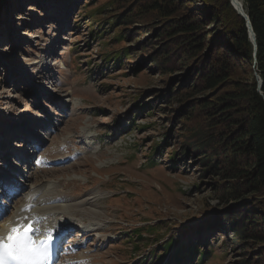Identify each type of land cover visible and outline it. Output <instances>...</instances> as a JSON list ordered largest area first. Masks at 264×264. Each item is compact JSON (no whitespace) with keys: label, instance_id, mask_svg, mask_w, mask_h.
Returning a JSON list of instances; mask_svg holds the SVG:
<instances>
[{"label":"rangeland","instance_id":"obj_1","mask_svg":"<svg viewBox=\"0 0 264 264\" xmlns=\"http://www.w3.org/2000/svg\"><path fill=\"white\" fill-rule=\"evenodd\" d=\"M110 1L115 11L136 2L137 12L143 3L7 0L0 9V167L17 169L21 184L4 201H12L8 213L14 215L30 192L42 188L38 198L49 195L54 201L33 202L31 211L52 210L58 215L60 206L66 208L72 226L68 240L82 247L65 246L55 264H151L145 256L159 250L166 238L185 235L188 226L204 224L233 206L218 204L216 196L222 190L214 183L220 177H202V166L194 157L178 159L176 166L169 163V152L181 141L179 130L178 143L171 139L161 154H154L155 164H149L150 147L160 142L171 115L168 108L137 113L134 106L161 91L166 76L142 64L133 72L131 60L122 68L99 70L103 53L149 37L137 34L134 40L114 41L117 32L107 31V47L98 42L103 37L91 39L90 29L106 14L91 23L89 12ZM155 22L160 20L145 17L143 23L128 21L123 28H152L159 24ZM155 42L150 41L145 52L155 54ZM196 124L192 120L185 126L194 130ZM34 143L38 149L30 156ZM19 158L26 161L22 169L16 163ZM80 221L85 222L84 230L99 228L80 237ZM222 222L221 227L203 229L198 249L206 254L200 263L196 254L190 264H242L239 249L229 243L227 223ZM139 228L148 229L131 237ZM263 246L254 249L262 252L252 263L243 264H264Z\"/></svg>","mask_w":264,"mask_h":264},{"label":"trees","instance_id":"obj_2","mask_svg":"<svg viewBox=\"0 0 264 264\" xmlns=\"http://www.w3.org/2000/svg\"><path fill=\"white\" fill-rule=\"evenodd\" d=\"M6 1L0 0V9ZM241 1L256 37L255 64L245 20L229 0H143L137 12L136 2L115 11L110 1L89 12L91 23L106 14L98 20V27L90 29L91 39L103 37L107 31L117 32L114 41L149 35L135 46L103 53L100 71L122 68L126 60H131L133 72H139L142 64L166 76L161 91L152 94L148 103L134 106L137 113L159 107L168 108L171 115V125L160 142L150 147L149 163L155 164L153 155L161 154L171 139L178 143L179 130L181 141L175 151L169 152V163L176 166L178 159L184 162L188 156L194 157L202 166V177H220V182L214 183L216 190H222L216 196L218 204H233L204 224L188 226L185 235L166 238L159 250L145 256L152 264H190L196 254V263L202 262L206 253L204 248L203 253L198 249L199 236L204 228L225 225L222 221L230 232L229 243L241 253L242 264L252 263L258 257L254 255L262 252L254 249L264 244V0ZM133 16L136 18L131 20ZM145 17L160 22L152 28L143 24L130 30L123 28L128 21L131 25L143 23ZM100 39L102 47L110 46L104 37ZM152 40L156 41L155 54L144 50ZM254 70L262 79L263 96L257 91ZM192 120L197 124L189 130L185 123ZM245 199L251 200L244 204ZM147 229L134 230L131 237ZM195 231L198 235L194 239Z\"/></svg>","mask_w":264,"mask_h":264},{"label":"bare ground","instance_id":"obj_3","mask_svg":"<svg viewBox=\"0 0 264 264\" xmlns=\"http://www.w3.org/2000/svg\"><path fill=\"white\" fill-rule=\"evenodd\" d=\"M41 189L33 190L32 192H30L28 194L26 199L23 201V204H22L23 207L20 208L15 213V215H13L12 218H10L11 220L8 219L9 221H5L4 225L2 224L3 227L0 229V236L6 237L8 232L10 231V229L12 227L16 226L17 224H20V225L31 224V225H33V222L31 219L32 215L33 214H36V215L42 214L41 216L44 218L43 220L45 221V223L43 225L33 227L36 230L33 231L32 233H30V235L35 240H38V241L43 240L47 236L48 230L51 229V237H52L51 254H54L56 251L55 243H56L57 236H59L65 229L71 227L70 226L71 221L69 219L70 214L68 211H66V208L62 207V206H60L58 208L59 210H61V213H59L58 215L56 214V211H53V213H52V210L45 212V210H39V209L38 210L34 209V211H32V212L29 211L28 213H26V210L29 209L31 206H33V202H35L37 204L38 202L48 203L50 201H54L53 197L49 196V195L38 198L39 193H41ZM47 214H49L48 217L46 216ZM84 224H85V222L80 221L79 222L80 228L83 227L82 225H84ZM80 228L77 230V233H79ZM97 228H99V226L90 227L89 229L90 230H93V229L96 230ZM84 231H86V230H84ZM81 236H84V234H82Z\"/></svg>","mask_w":264,"mask_h":264},{"label":"snow or ice","instance_id":"obj_4","mask_svg":"<svg viewBox=\"0 0 264 264\" xmlns=\"http://www.w3.org/2000/svg\"><path fill=\"white\" fill-rule=\"evenodd\" d=\"M31 224L12 227L6 237L0 236V264H48L51 257V229L43 240L30 235Z\"/></svg>","mask_w":264,"mask_h":264},{"label":"water","instance_id":"obj_5","mask_svg":"<svg viewBox=\"0 0 264 264\" xmlns=\"http://www.w3.org/2000/svg\"><path fill=\"white\" fill-rule=\"evenodd\" d=\"M229 2L231 4V6L234 8V10L237 12V14L240 15L245 20V25L247 28L248 37H249V40L251 41V43L253 45V57H254V64H255L257 44H256L255 33L253 31L249 16L246 13L241 0H229ZM254 76L256 79V83H257V91L260 95L263 96V94L261 92L262 79H261L260 75L257 73V71H255V70H254Z\"/></svg>","mask_w":264,"mask_h":264}]
</instances>
